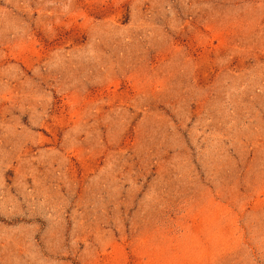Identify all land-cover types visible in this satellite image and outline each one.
Instances as JSON below:
<instances>
[{"label": "rangeland", "instance_id": "1", "mask_svg": "<svg viewBox=\"0 0 264 264\" xmlns=\"http://www.w3.org/2000/svg\"><path fill=\"white\" fill-rule=\"evenodd\" d=\"M0 264H264V0H0Z\"/></svg>", "mask_w": 264, "mask_h": 264}]
</instances>
